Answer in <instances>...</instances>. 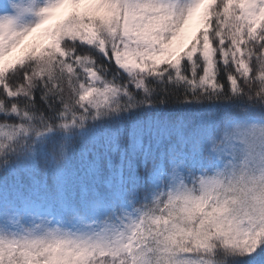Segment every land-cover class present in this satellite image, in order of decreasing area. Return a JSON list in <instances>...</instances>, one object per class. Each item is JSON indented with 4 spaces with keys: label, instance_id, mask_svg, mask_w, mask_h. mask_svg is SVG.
<instances>
[{
    "label": "snow or ice",
    "instance_id": "snow-or-ice-1",
    "mask_svg": "<svg viewBox=\"0 0 264 264\" xmlns=\"http://www.w3.org/2000/svg\"><path fill=\"white\" fill-rule=\"evenodd\" d=\"M0 264H264V0H0Z\"/></svg>",
    "mask_w": 264,
    "mask_h": 264
}]
</instances>
